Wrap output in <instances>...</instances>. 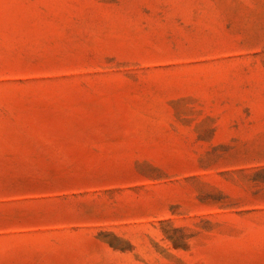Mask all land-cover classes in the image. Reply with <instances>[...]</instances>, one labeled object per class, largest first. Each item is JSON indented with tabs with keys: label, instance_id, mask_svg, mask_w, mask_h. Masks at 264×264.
<instances>
[{
	"label": "rangeland",
	"instance_id": "rangeland-1",
	"mask_svg": "<svg viewBox=\"0 0 264 264\" xmlns=\"http://www.w3.org/2000/svg\"><path fill=\"white\" fill-rule=\"evenodd\" d=\"M0 264H264V0H0Z\"/></svg>",
	"mask_w": 264,
	"mask_h": 264
}]
</instances>
